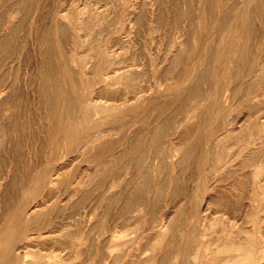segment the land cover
Returning <instances> with one entry per match:
<instances>
[{
	"label": "rangeland",
	"instance_id": "rangeland-1",
	"mask_svg": "<svg viewBox=\"0 0 264 264\" xmlns=\"http://www.w3.org/2000/svg\"><path fill=\"white\" fill-rule=\"evenodd\" d=\"M17 2L0 0V39L9 38L0 69V264H264V0H19L20 13ZM108 51L117 74L133 76L105 87L89 73L93 55ZM49 80L83 93L69 114L73 135L52 127L68 112L43 100ZM188 88L200 99L183 97ZM170 99L172 111L163 107ZM87 103L109 110L85 117ZM108 120L116 125L92 141V124ZM124 194L142 202L125 208Z\"/></svg>",
	"mask_w": 264,
	"mask_h": 264
},
{
	"label": "bare ground",
	"instance_id": "bare-ground-1",
	"mask_svg": "<svg viewBox=\"0 0 264 264\" xmlns=\"http://www.w3.org/2000/svg\"><path fill=\"white\" fill-rule=\"evenodd\" d=\"M22 1V0H21ZM248 1H250V0H248ZM27 2V1H26ZM31 3V2H30ZM3 4H5V3H3ZM3 4H2V6H3ZM12 4V3H11ZM24 5V4H23ZM23 5H22V3H20L19 2V0H18V2L17 3H14L11 7H15V12H17V11H19V13H20V11L22 10V7H23ZM216 6V5H215ZM8 7V6H7ZM8 8H10V7H8ZM248 9V8H247ZM4 12V11H3ZM91 12V11H90ZM199 12V11H198ZM202 12V11H201ZM200 12V13H201ZM248 12V11H247ZM99 13V12H98ZM6 14V13H5ZM4 14V15H5ZM15 14V13H14ZM13 13H12V15H14ZM91 14V13H90ZM24 15V14H23ZM200 15V14H199ZM204 15V14H203ZM212 15V14H211ZM202 16V15H201ZM11 17V16H10ZM28 17V16H27ZM95 17V16H94ZM93 17V18H94ZM246 17H248L247 15H246ZM1 18V17H0ZM23 18V17H22ZM25 18V17H24ZM115 19H117V18H115ZM224 19V18H223ZM52 20V19H51ZM93 20V19H92ZM202 20V18L199 20V21H201ZM205 20V19H204ZM25 21V20H24ZM191 21V20H190ZM240 21V20H239ZM248 21V20H247ZM252 21V20H251ZM213 22V21H212ZM223 22V21H222ZM225 22V21H224ZM19 23H21V22H19ZM18 23V24H19ZM200 23H202V22H200ZM239 23V22H238ZM22 24V23H21ZM27 24V23H26ZM62 24V23H61ZM205 24V22L203 21V25ZM223 24V23H222ZM202 25V24H201ZM202 25V26H203ZM225 25V24H224ZM18 26V25H17ZM92 26V25H91ZM202 26H200V27H202ZM61 27V26H60ZM59 27V25H58V27H56V30L58 29V33L57 34H61V31H62V28H60ZM26 28V27H25ZM48 28H50V27H48ZM13 29V28H12ZM12 29H11V32H12ZM10 31V30H9ZM18 31H19V29H18ZM86 31V30H85ZM188 31V30H187ZM234 31V30H233ZM255 31V30H254ZM235 32V31H234ZM42 33V32H41ZM10 34V33H9ZM12 34V33H11ZM10 34V35H11ZM43 34V33H42ZM63 34V33H62ZM41 35V34H40ZM245 35H246V38L247 39H249L250 38V36H251V33H250V29L247 27L246 28V31H245ZM17 36V35H16ZM39 36V35H38ZM43 35H41V37H42ZM63 36V35H62ZM41 37H40V39H39V41H41ZM44 37V36H43ZM43 37H42V41H43ZM58 37H59V35H58ZM57 37V38H58ZM38 38V37H37ZM45 39V38H44ZM68 39V38H67ZM9 40V38L8 37H4L3 36V38H1L0 39V69H1V63L3 62L2 61V59H4V52L6 53L7 51H6V49H7V41ZM252 40V39H251ZM54 41V40H53ZM84 41V40H83ZM22 42V41H21ZM18 43V42H17ZM19 46V45H18ZM42 46V45H41ZM180 48V47H179ZM178 48V49H179ZM18 49V48H17ZM47 49V48H46ZM264 49V48H263ZM182 50V49H181ZM45 51V55H46V57H47V59L48 58H50V56H51V54H52V52L50 51V50H44ZM179 51V50H178ZM183 51V50H182ZM62 52V51H61ZM8 53V52H7ZM16 53V52H15ZM110 53H112V52H110V51H108V52H100L99 54H97L98 56H96V57H94V55H93V58H96V60H95V62H93V64L91 65V67H90V73L89 74H91V77H93V76H96L97 77V80H98V82H100V83H104V86L105 87H109V86H111V85H113V84H115V82L116 81H118V80H125V79H129L130 78V76H133V73L129 70V71H127L128 72V75H126V74H121V75H119V74H117V71L119 70L117 67H116V65H117V63L115 62V60L112 58V56L110 55ZM234 53V52H233ZM43 54V55H44ZM223 53H221V55H222ZM12 55V54H11ZM237 55V54H236ZM238 56V55H237ZM10 57V56H9ZM92 57V56H91ZM204 57H205V54H204ZM236 57V56H235ZM234 57V58H235ZM239 57V56H238ZM237 58V57H236ZM206 59V58H205ZM49 60V59H48ZM80 60V62H79V65L82 67L83 65H84V63H86V60H85V58H83V59H79ZM206 60H208V59H206ZM5 62V61H4ZM236 63H235V65L237 64V63H240L241 62V60H237L236 59V61H235ZM11 63V62H10ZM233 63H234V61H233ZM205 64H207V63H205ZM203 65V64H202ZM53 66V65H52ZM68 66V65H67ZM238 66V65H237ZM239 66H240V64H239ZM66 65L64 66V71H63V73L65 72L66 73V76L68 75V71L66 70ZM69 67V66H68ZM8 68V67H7ZM50 69H51V67H49ZM206 67L204 66V70L202 71V72H200V79H203L204 77H205V75H206V72L208 73V71L205 69ZM49 69V70H50ZM46 70H47V68H46ZM231 70V69H230ZM45 73V72H44ZM47 73V72H46ZM62 73V74H63ZM65 73H64V75H65ZM209 74V73H208ZM63 75V76H64ZM137 75V74H136ZM5 77V76H4ZM50 77V76H49ZM65 79H66V77H64ZM69 78H70V75H69ZM199 78V77H198ZM68 79V78H67ZM66 79V80H67ZM205 79V78H204ZM203 79V80H204ZM3 80V79H2ZM1 80V78H0V81H2ZM96 80V81H97ZM106 80H110V82H106ZM69 81V80H68ZM67 81V82H68ZM73 81V80H72ZM66 82V83H67ZM16 83V82H15ZM71 83V85H72V87L73 88H77V83H75V81H73V82H70ZM49 84L52 86V88L53 89H51V88H48V86H49ZM255 85V84H254ZM50 86V87H51ZM69 83H68V88H69ZM103 86V87H104ZM71 87V86H70ZM216 88V87H215ZM51 89V90H50ZM69 90H70V88H69ZM216 90V89H215ZM218 91V90H217ZM232 91V90H231ZM240 91V90H239ZM214 92V91H213ZM212 92V93H213ZM15 93V92H14ZM39 93H41V95H42V97H43V100H47V101H45L46 103H48V104H50L51 106L49 107V105H47L49 108H53V110H55V111H57V108L59 107V106H65V109H66V111L68 112V114L63 118V117H61V119H60V117H57V119L59 120V123L56 121V124L54 123L53 124V129H54V126L55 125H59L58 127H61V129L65 132V134L66 135H73V131H72V129H73V126H72V122H71V111L74 109V107L75 106H77L79 103L80 104H83V103H85V98L83 97V93L81 92V93H77V94H75V95H71L70 93H69V91L65 88V89H63V88H60L57 84H56V81H54V80H49V81H44V82H42L41 83V85H40V91H39ZM74 93V92H73ZM221 93H222V91H221ZM235 93H237V92H234V90H233V94H232V96H230V98L233 100H235V98H237L236 96H235ZM181 94V93H180ZM214 94H215V96H214V98L217 96L216 94H217V92H214ZM214 94H212V95H214ZM242 94V95H241ZM241 97H240V99L241 98H243L245 95H244V93L243 92H241ZM10 95V94H9ZM238 95V94H237ZM1 96V95H0ZM176 96H177V94H176ZM176 96H175V98H176ZM182 96L183 97H187V98H194V99H200L199 98V96H200V94H199V90L198 89H195V88H188L187 90H186V93L185 94H182ZM219 96V95H218ZM243 96V97H242ZM8 97V96H7ZM41 97V96H40ZM174 97V96H173ZM222 97H223V95H222ZM5 98V97H4ZM45 98V99H44ZM181 98V97H180ZM212 98V97H211ZM3 99V98H2ZM11 99V98H10ZM210 99V98H209ZM224 99V97L223 98H221V100H223ZM4 100V99H3ZM43 100H41L42 101V104L44 103L43 102ZM89 100V99H88ZM171 100V101H170ZM169 100V102L168 103H165V102H163V103H165L164 105H163V107H170L171 106V104H174V100L173 99H170ZM178 100V99H177ZM177 100H176V102H177ZM191 100V99H190ZM208 100V99H207ZM218 100V99H217ZM221 100H220V102H221ZM6 101V100H5ZM192 101H195V100H192ZM209 101V100H208ZM212 101V100H211ZM215 101V100H214ZM0 102H3V101H0ZM175 102V103H176ZM185 102V101H184ZM207 102V101H206ZM222 102H224V101H222ZM46 103H44V104H46ZM140 103V102H139ZM151 101H150V103L148 102V105L150 104L151 105ZM181 103V102H180ZM197 103V102H196ZM215 103V102H214ZM4 104V103H3ZM155 104V103H154ZM158 104H162V103H158ZM157 104V105H158ZM183 104V103H182ZM181 104V105H182ZM206 104V103H205ZM204 104V105H205ZM220 103H219V101H218V105H219ZM149 105V106H150ZM156 105V104H155ZM155 105L153 106V105H151V106H153V107H155ZM175 105H179L178 103L177 104H175ZM18 106V105H17ZM177 106H176V108H177ZM183 106V105H182ZM181 106V107H182ZM215 106H216V104H215ZM162 107V106H161ZM17 108V107H16ZM116 108V107H115ZM136 107H135V105L134 106H131L130 108H128L129 110L131 109V111H132V109H135ZM158 108V107H157ZM160 108V107H159ZM166 108V109H167ZM214 108V107H213ZM213 108L211 107V109L213 110ZM46 109H47V107H46ZM161 109V108H160ZM162 109H165V108H162ZM172 109V106L168 109V110H171ZM179 109V108H178ZM181 109V108H180ZM48 110V109H47ZM50 110V109H49ZM52 110V111H53ZM107 110H109L108 108H105V107H102V108H99V107H95L93 104H90V103H87V105L86 106H84V107H82V113H83V115L85 116V117H89L90 115H92V114H94V113H97V114H101V113H103V112H105V111H107ZM211 110V111H212ZM219 110V109H218ZM40 111H41V109H40ZM160 111V110H159ZM166 111V110H165ZM172 111V110H171ZM175 111V110H174ZM204 111V110H203ZM208 111H210V110H208ZM207 111V112H208ZM133 112V111H132ZM162 112V111H161ZM177 112V111H176ZM180 112V111H179ZM216 112V111H215ZM21 113V112H20ZM50 113V112H49ZM52 113V112H51ZM204 113V112H203ZM210 113V112H209ZM70 114V115H69ZM54 115V114H53ZM63 115V114H62ZM202 115V114H201ZM59 116V115H58ZM186 116V115H185ZM194 116V115H193ZM198 116V115H197ZM200 116V115H199ZM198 116V117H199ZM211 116V115H210ZM5 117H7V116H5ZM52 118L54 117V116H51ZM51 117H49V118H51ZM193 118V117H192ZM197 118V117H196ZM205 118V117H204ZM209 118V117H208ZM211 118V117H210ZM198 119V118H197ZM203 119V118H202ZM206 119V118H205ZM21 120V119H20ZM54 120V119H53ZM53 120H52V122H53ZM56 120V119H55ZM210 120V119H209ZM112 122H113V120H111ZM198 121H199V119H198ZM208 121V120H207ZM51 122V123H52ZM112 122H109V120L108 121H102V122H95V123H93L92 124V126H91V129L95 132V136L91 139L92 141H96V140H99V138H101V135H102V133L104 132V135L106 134L105 132H107L108 131V129H106L108 126H109V124H112ZM203 122H204V120H203ZM114 123V122H113ZM18 124V123H17ZM170 124V123H169ZM177 124V123H176ZM197 124V123H196ZM201 124V123H200ZM4 125V124H3ZM113 125H116V122L113 124ZM35 126V125H34ZM58 127H57V129H58ZM115 128V127H114ZM200 129V128H199ZM18 130V129H17ZM55 130V129H54ZM58 131H60V130H58ZM62 131V132H63ZM92 131V132H93ZM152 131V130H151ZM18 132V131H17ZM56 132V131H55ZM63 132V133H64ZM162 131L160 130V129H158V130H156L153 134H152V136H151V143L153 144L152 146H155L154 148L156 149V147L158 148L159 147V144H160V142H161V139H162V133H161ZM198 133H200V132H198ZM164 134V133H163ZM253 134V133H252ZM125 135V134H124ZM174 135V134H173ZM201 135V134H200ZM199 135V136H200ZM141 136V135H140ZM254 136V135H253ZM145 137V136H144ZM197 137V136H196ZM197 138H199V137H197ZM196 138V139H197ZM101 142H103V141H101ZM111 142V141H110ZM123 142V141H122ZM133 142V141H132ZM136 142V141H135ZM109 143V142H108ZM140 143H142V141L140 142ZM139 143V144H140ZM99 144V143H98ZM127 144V143H126ZM136 144V143H135ZM138 144V143H137ZM132 145H134V144H131V146ZM141 145V144H140ZM5 146V145H4ZM107 146H109V144L107 145ZM118 146V145H117ZM130 146V147H131ZM139 145H137V146H134V147H138ZM38 147V146H37ZM139 147H141V146H139ZM193 147V146H192ZM5 148V147H4ZM102 148V146L100 147V149ZM129 148V147H128ZM127 148V149H128ZM132 148V147H131ZM189 149H190V147H188ZM193 148H195V147H193ZM192 148V149H193ZM12 149V148H11ZM97 149V148H96ZM106 149V148H105ZM130 149V148H129ZM134 149V148H133ZM154 149V150H155ZM108 150V149H107ZM135 150H136V148H135ZM142 151V150H141ZM140 151V152H141ZM188 151V150H187ZM193 150H191V152H192ZM102 152V151H101ZM125 152V151H124ZM139 152V151H138ZM138 152H137V155L134 157V158H132L134 161H135V163H137V162H139L140 161V159L143 157V155H142V157H141V153L140 154H138ZM197 152V151H196ZM122 153V152H121ZM121 153H120V155H121ZM125 153H128V151L127 152H125ZM129 153H130V151H129ZM135 154H136V152H134ZM134 153L132 152L131 154H133V156H134ZM182 153V152H181ZM187 153V152H186ZM186 153H183V155H181V159H179L180 161V163L179 164H181V162L183 163V165L182 166H184V165H187V164H185V162H183L184 160H185V154ZM190 153V152H189ZM199 153V152H198ZM12 154V153H11ZM130 154V155H131ZM165 154V153H164ZM193 154H194V151H193ZM192 154V155H193ZM114 155V154H113ZM118 155V154H117ZM209 155V154H208ZM122 156V155H121ZM158 156H160L161 157V153H159L158 154ZM200 156V155H199ZM126 157H128V155L126 156ZM132 157V156H131ZM188 157V156H187ZM191 157V156H190ZM256 157V155H255V153H253L252 155H249V158L245 161V163H247V164H249L250 163V161H252L253 159H256L255 158ZM68 158V157H67ZM113 158V157H112ZM120 158H122V157H119L118 158V164L120 163L119 162V160H121ZM124 158V157H123ZM194 158V157H193ZM4 159V158H3ZM131 159V158H130ZM129 159V160H130ZM187 159V158H186ZM122 160H124V159H122ZM126 160V159H125ZM143 160H145V159H143ZM194 160V159H193ZM66 161V160H65ZM113 161V160H112ZM116 161V160H115ZM126 161H128V160H126ZM106 162V161H105ZM110 162V161H109ZM125 162V161H124ZM130 161H128L127 163H129ZM144 162V161H143ZM142 162V163H143ZM188 162V161H187ZM126 162H125V164H127ZM131 163H133L132 162V160H131ZM134 163V164H135ZM142 163L141 164H138L137 165V168H139L140 167V165L142 166ZM165 163V162H164ZM253 163V162H252ZM105 164V163H104ZM113 164V165H112ZM114 164H116L115 162L114 163H112L111 162V164H109V165H112V167L113 166H115ZM118 164H116L117 166L116 167H118ZM122 164H124V163H122ZM122 164H120L119 165V167H122ZM124 164V165H125ZM130 164V163H129ZM133 164V167L136 165H134ZM166 164V163H165ZM168 164V163H167ZM178 164V165H179ZM108 165V164H107ZM98 166H99V164H98ZM106 165H104V167H105ZM139 166V167H138ZM181 166V167H182ZM195 166H196V164H195ZM124 167V166H123ZM145 167V166H144ZM49 168V167H48ZM100 168V167H99ZM108 168V167H107ZM135 168H136V166H135ZM105 170H106V168H104ZM110 169V168H109ZM119 169V168H118ZM140 169V168H139ZM182 169H184V168H182ZM99 170V169H98ZM101 171H102V168L100 169ZM101 171H98V172H101ZM120 171V170H119ZM131 172V171H130ZM100 174V173H99ZM102 174H103V172H102ZM104 174H106V173H104ZM108 174V173H107ZM148 174V173H147ZM34 177H35V175H33ZM41 175H39V177H40ZM87 176V175H86ZM101 177V176H100ZM102 178V177H101ZM104 178V177H103ZM134 178V177H133ZM35 179H36V177H35ZM4 181V180H3ZM38 181V180H37ZM36 183V182H35ZM47 183V181L45 182V186L47 185L48 186V184H46ZM50 183V182H49ZM42 184V183H41ZM129 185V184H128ZM35 186V189H37L36 188V184L35 185H33V187ZM43 187H44V184H43ZM32 189H34V188H32ZM34 189V190H35ZM41 189H42V186H41ZM41 191V190H40ZM39 191V192H40ZM30 192V191H29ZM32 192V191H31ZM125 192V191H124ZM148 192V191H147ZM28 193V192H27ZM119 193V192H118ZM179 193V192H178ZM117 194V193H116ZM114 194L113 196H111V200L113 199V198H115V197H118V196H120V194ZM126 195H127V193H125ZM124 194V195H125ZM123 195V194H122ZM125 195V200H124V204H123V207L125 206V208L126 207H129L130 205H132V204H134V203H140V202H142V196H140V195H135V194H130V195H128V196H126ZM80 197V196H79ZM6 199V198H5ZM117 199V198H116ZM115 200V199H114ZM121 200V199H120ZM24 201V200H23ZM122 204V203H121ZM21 206V205H20ZM19 206V207H20ZM26 206V205H25ZM122 207V206H121ZM18 210H21V207H20V209H18ZM22 211H24L25 212V209L24 210H22ZM29 211V210H28ZM23 212V213H24ZM18 213V212H17ZM26 213V212H25ZM29 214H30V212H28ZM19 214V213H18ZM26 215V214H25ZM28 215V214H27ZM16 217H19L20 215H18L17 216V214L15 215ZM29 217V216H28ZM23 218H25V217H23ZM32 218V217H31ZM36 218V217H35ZM21 220H22V218H21ZM24 220V219H23ZM31 220V219H30ZM179 220V219H178ZM177 221V220H176ZM176 223V222H175ZM174 223V224H175ZM178 223V222H177ZM18 224V223H17ZM171 225H172V223H171ZM171 225H168V227L170 226L171 227ZM176 225V224H175ZM50 226V225H49ZM177 226V225H176ZM175 226V227H176ZM52 227V226H51ZM174 227V226H173ZM174 227V230L176 229ZM158 228V227H157ZM169 229V228H168ZM172 229V228H171ZM173 229H172V231H174ZM17 232V231H16ZM195 232V231H194ZM1 233V232H0ZM18 233V232H17ZM197 233V232H196ZM19 234V233H18ZM17 234V235H18ZM19 236V235H18ZM119 237V236H118ZM14 238V237H13ZM22 240V239H21ZM189 241H190V236H189ZM16 242H18V237H17V239H12V240H10V242H9V244H8V246L10 247V248H12L13 246H15V244H16ZM187 246V245H186ZM14 250V249H13ZM14 251H16V250H14ZM186 251V250H185ZM200 251V250H199ZM263 251V250H262ZM215 252V251H214ZM14 253V255H15V252H13ZM12 254V253H11ZM167 255V254H166ZM13 256V255H12ZM165 256V255H164ZM163 257V256H162ZM166 258H168V256H165ZM8 258V257H7ZM10 259H11V256L9 257ZM15 258V257H14ZM14 258H12V260L14 259ZM164 258V257H163ZM9 260V259H8ZM11 260V261H12ZM163 260V259H162ZM164 260H165V258H164ZM166 261V260H165ZM3 262H6V260H4ZM10 262V261H9ZM160 262H163V261H160ZM10 263H12V262H10ZM163 263H166V262H163ZM211 263L213 264H217L218 263V259L216 260V259H212L211 260ZM7 264V263H6ZM161 264V263H160Z\"/></svg>",
	"mask_w": 264,
	"mask_h": 264
}]
</instances>
